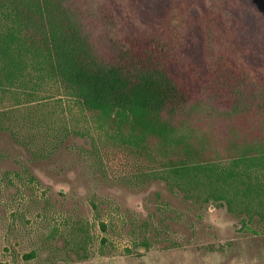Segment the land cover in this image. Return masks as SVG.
<instances>
[{"label": "trees", "instance_id": "1", "mask_svg": "<svg viewBox=\"0 0 264 264\" xmlns=\"http://www.w3.org/2000/svg\"><path fill=\"white\" fill-rule=\"evenodd\" d=\"M256 16L264 0H0V93L55 84L143 162V181L221 206L256 234L251 224L264 228Z\"/></svg>", "mask_w": 264, "mask_h": 264}, {"label": "rangeland", "instance_id": "2", "mask_svg": "<svg viewBox=\"0 0 264 264\" xmlns=\"http://www.w3.org/2000/svg\"><path fill=\"white\" fill-rule=\"evenodd\" d=\"M29 93H0V264H264L263 227L143 181L55 84Z\"/></svg>", "mask_w": 264, "mask_h": 264}]
</instances>
